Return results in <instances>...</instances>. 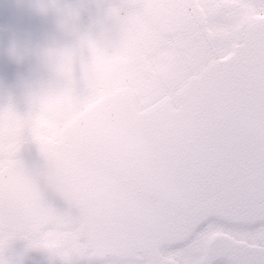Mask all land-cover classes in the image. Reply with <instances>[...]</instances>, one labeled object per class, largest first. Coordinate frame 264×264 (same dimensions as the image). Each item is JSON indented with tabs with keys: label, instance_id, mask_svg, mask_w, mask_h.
Instances as JSON below:
<instances>
[{
	"label": "clouds",
	"instance_id": "1",
	"mask_svg": "<svg viewBox=\"0 0 264 264\" xmlns=\"http://www.w3.org/2000/svg\"><path fill=\"white\" fill-rule=\"evenodd\" d=\"M156 76L113 0H0V264H138L185 195Z\"/></svg>",
	"mask_w": 264,
	"mask_h": 264
},
{
	"label": "water",
	"instance_id": "2",
	"mask_svg": "<svg viewBox=\"0 0 264 264\" xmlns=\"http://www.w3.org/2000/svg\"><path fill=\"white\" fill-rule=\"evenodd\" d=\"M174 98L177 109L163 100L149 108V118L170 151L185 195L180 203L161 205L160 224L140 255L152 264H176L160 252L190 240L183 223L187 217L235 228L259 226L264 196V19L248 26L240 45L190 78ZM225 191L238 204L217 211L218 194ZM217 244L252 248L216 235L199 264Z\"/></svg>",
	"mask_w": 264,
	"mask_h": 264
},
{
	"label": "flooded vegetation",
	"instance_id": "3",
	"mask_svg": "<svg viewBox=\"0 0 264 264\" xmlns=\"http://www.w3.org/2000/svg\"><path fill=\"white\" fill-rule=\"evenodd\" d=\"M113 3L126 14L149 67L157 73L150 107L170 100L176 109V92L211 61L229 55L244 40L247 26L264 18V0H113ZM207 225L213 228L207 242L221 235L256 247L247 236L251 230ZM206 244L197 246L190 239L180 248L163 249L161 256L181 264L172 254L182 250L191 264H199ZM137 259L138 264H152L141 256Z\"/></svg>",
	"mask_w": 264,
	"mask_h": 264
},
{
	"label": "snow or ice",
	"instance_id": "4",
	"mask_svg": "<svg viewBox=\"0 0 264 264\" xmlns=\"http://www.w3.org/2000/svg\"><path fill=\"white\" fill-rule=\"evenodd\" d=\"M262 207L258 214L259 226L251 230L247 236L251 243L256 247L245 248L242 250L234 249L231 246L217 244L209 254L204 264H264V196L261 197ZM238 201L231 193L225 191L218 194L216 204L217 211H223L235 207ZM254 208V204L249 206ZM190 232L191 242L194 245L202 246L213 228L205 223H200L194 217H187L183 221Z\"/></svg>",
	"mask_w": 264,
	"mask_h": 264
},
{
	"label": "rangeland",
	"instance_id": "5",
	"mask_svg": "<svg viewBox=\"0 0 264 264\" xmlns=\"http://www.w3.org/2000/svg\"><path fill=\"white\" fill-rule=\"evenodd\" d=\"M172 256L174 258H177L179 259L178 261L181 263V264H191V260L188 256H186L184 254V251L180 250L179 252H174L172 254Z\"/></svg>",
	"mask_w": 264,
	"mask_h": 264
}]
</instances>
